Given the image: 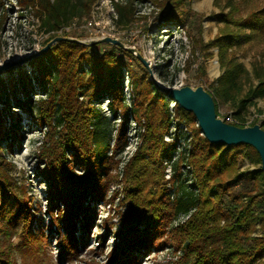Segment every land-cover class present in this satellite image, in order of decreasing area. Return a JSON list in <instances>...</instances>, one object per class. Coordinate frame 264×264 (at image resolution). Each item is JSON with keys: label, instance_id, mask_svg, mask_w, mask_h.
<instances>
[{"label": "trees", "instance_id": "16d2710c", "mask_svg": "<svg viewBox=\"0 0 264 264\" xmlns=\"http://www.w3.org/2000/svg\"><path fill=\"white\" fill-rule=\"evenodd\" d=\"M96 1L17 0V3L32 14L39 29L48 33L49 41L72 20L79 23L89 16ZM138 1L143 0H112L115 23L132 25L144 17L137 15ZM187 1L151 0L157 9V19L166 18L192 27L190 17L196 14L184 7ZM227 5V11L216 13L223 23L219 32L203 43L198 25L191 49L195 54L200 47L203 50L217 47L220 73L210 94L218 116L219 102L233 100L247 78V70L233 49L253 40L264 41V0H228ZM99 47L104 50L99 51ZM125 56L143 70L139 73L131 69L130 106L122 88ZM29 60L35 73L32 78L19 64L17 78L12 66L0 72V150H12L20 135V117L14 119L9 113L13 104L46 124L36 154L44 162L41 172L48 181V210L52 223L58 227L61 252L66 258L76 256L79 244L86 242V236L77 233L88 232L90 201L104 197L108 169L116 163L113 154L125 143L129 112L137 120L144 119L145 130L140 147L124 166L123 193L128 208L120 218L115 243L105 264H136L140 254H135L147 251L155 232L166 228V223L169 225L179 215L185 216L184 221L170 228L175 246L182 250L176 264H264V176L259 169L239 168V158L244 152L260 162L252 146L209 142L195 124L193 114L167 98L166 93L155 90L143 63L117 45L102 42L87 46L59 41ZM33 87L41 94L36 100L30 93ZM263 89L264 76L251 93ZM79 91L88 96L87 101L78 100ZM104 94L110 112L123 116L111 155L107 154L109 119L93 105ZM168 101L173 103L171 107ZM170 110L180 119L175 124L179 136L166 142L163 135L171 122ZM186 118L193 123L191 139L186 136L188 130L182 122ZM7 137L10 142L2 145ZM163 158L173 169L172 200L160 188ZM186 167L190 169L182 171ZM189 172L194 176L189 177ZM18 187L0 163V264H18L15 252L20 256V264H51L44 250L46 237L36 236L32 229L36 220L32 199L23 184ZM58 202L63 208H59ZM257 230L261 232L255 234ZM11 236L16 239L15 244L11 243Z\"/></svg>", "mask_w": 264, "mask_h": 264}, {"label": "rangeland", "instance_id": "374dc122", "mask_svg": "<svg viewBox=\"0 0 264 264\" xmlns=\"http://www.w3.org/2000/svg\"><path fill=\"white\" fill-rule=\"evenodd\" d=\"M2 1L3 5L0 6V18L2 17L0 21V64L19 60L36 52L44 46L49 37L48 33L39 29L37 20L28 10L20 6L17 0ZM227 1L188 0L184 7L196 14L191 15L192 27H189L186 24L167 21L166 18L157 19V9L151 0L137 3V15L144 17L136 19L132 25L116 24L112 0H97L86 19L79 23L77 20H72L65 31H57L56 35L74 37L109 35L139 53L146 64L143 65L146 67L147 79L151 81L155 90L166 93L169 87L188 85L194 88L202 85L213 93L216 78L220 73L217 47L212 46L207 50L200 47L195 54H192V41L197 37L198 25H200L199 35L203 43L210 41L219 32L223 23L216 13L229 9ZM87 21H90V24H86ZM98 50L101 51L104 48L99 47ZM233 50L246 68L247 78L233 100L219 102V117L230 121V118L235 116L241 124L258 123L264 128V89L255 94L251 93L260 78L264 76V41L253 40ZM125 60L122 70V88L125 102L130 106L132 102L131 69L139 73L143 70L128 56H125ZM29 61H24L19 65L24 67L27 75L32 78L35 73ZM19 65L12 66L15 78L18 77L16 67ZM200 69L203 73L199 74ZM80 92L77 93L78 100L87 101L88 96ZM30 93L33 100L41 95L36 87H33ZM106 98L107 95H102L100 100L93 101V105H96L98 111L109 119L110 138L107 154L111 155L116 140V130L123 121V116L120 112H117L115 116L110 112ZM172 105L173 103L168 101V106ZM9 113L13 114L14 119L17 116L20 117L21 129L18 131L20 135L12 150H0V163L13 176L15 186L23 184L32 199V207L36 210V220L33 221L32 229L36 236L43 234L46 237L44 250L49 262L51 264H105L108 253L115 243V232L120 226V218L128 208V202L125 201L123 193L124 166L141 145V134L145 130L144 119L137 120L132 113L128 112L125 143L113 154L116 163L110 165L108 169L109 179L106 183L104 197L100 201H90L92 211L87 218L88 232L77 233L84 234L86 242L79 244L76 256L66 258L65 253L61 252L58 227L52 223V215L48 210V181L41 172L44 162L36 154L37 146L44 139L46 124L37 121L33 114H27L18 105L13 104L9 108ZM169 118L171 122L163 135V140L166 142H172L177 137L175 124L180 121L172 110H170ZM185 120L184 129L188 130L186 136L191 139L193 123L188 118ZM195 124L197 125V122ZM7 140L8 137L3 139L2 145L6 146L10 142ZM239 160L241 170L249 168L259 169L262 172L260 162L251 153L244 152ZM162 165L160 188L164 196L172 200L175 193L174 182H172L173 169L169 168V163L165 158L162 160ZM189 169L186 167L182 171ZM191 174L192 172H189L188 176L191 177ZM105 177L106 175L103 176ZM1 201L0 194V204ZM58 205L59 208H63L61 202H58ZM53 212L54 215L58 214L55 207H53ZM184 219L185 216L179 215L169 225L166 223L165 230L156 231L153 243L149 245L148 250L142 254H135V256L140 254L136 264H176L175 262L182 255V250L175 246L170 228ZM260 232L261 230H257L255 234ZM10 240L12 244L16 243L14 236H11ZM14 258L20 264V256L17 252L14 253Z\"/></svg>", "mask_w": 264, "mask_h": 264}, {"label": "water", "instance_id": "95a60500", "mask_svg": "<svg viewBox=\"0 0 264 264\" xmlns=\"http://www.w3.org/2000/svg\"><path fill=\"white\" fill-rule=\"evenodd\" d=\"M59 41L74 42L87 46L102 42L114 44L131 52L138 60L146 65L145 61L136 50L109 35L95 37L56 35L36 52L19 60L6 61L0 64V72L47 51L54 43ZM166 93L167 98L175 100L181 108L193 114L201 133L209 142L223 143L226 145L245 143L252 146L258 153L260 169L264 176V128H262L260 124L254 123L251 125L239 126L226 122L216 114L213 97L202 85H198L194 88L188 85L169 87Z\"/></svg>", "mask_w": 264, "mask_h": 264}, {"label": "built area", "instance_id": "2783aa9c", "mask_svg": "<svg viewBox=\"0 0 264 264\" xmlns=\"http://www.w3.org/2000/svg\"><path fill=\"white\" fill-rule=\"evenodd\" d=\"M85 19H86V18H85ZM86 24H90V21H87ZM67 26H68V25H66V26H64V27H62V28H60L58 31H60V32L65 31V29H66ZM230 121L239 122V121H237V119L234 118V117H231V118H230ZM182 122L185 123V120H182Z\"/></svg>", "mask_w": 264, "mask_h": 264}]
</instances>
